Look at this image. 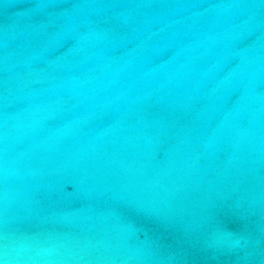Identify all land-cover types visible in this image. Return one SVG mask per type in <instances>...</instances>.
<instances>
[{
	"label": "water",
	"instance_id": "1",
	"mask_svg": "<svg viewBox=\"0 0 264 264\" xmlns=\"http://www.w3.org/2000/svg\"><path fill=\"white\" fill-rule=\"evenodd\" d=\"M0 264H264V0H0Z\"/></svg>",
	"mask_w": 264,
	"mask_h": 264
}]
</instances>
